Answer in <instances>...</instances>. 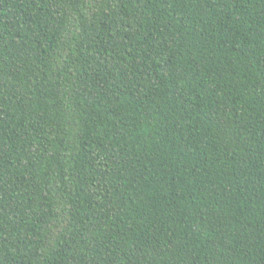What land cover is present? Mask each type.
Instances as JSON below:
<instances>
[{"label":"trees","instance_id":"obj_1","mask_svg":"<svg viewBox=\"0 0 264 264\" xmlns=\"http://www.w3.org/2000/svg\"><path fill=\"white\" fill-rule=\"evenodd\" d=\"M0 264H264V0H0Z\"/></svg>","mask_w":264,"mask_h":264}]
</instances>
